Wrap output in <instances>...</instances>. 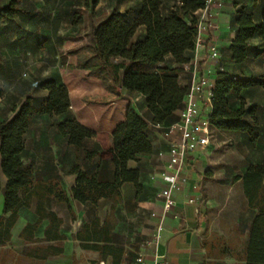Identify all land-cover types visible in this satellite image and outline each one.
I'll return each instance as SVG.
<instances>
[{"label": "crops", "instance_id": "crops-1", "mask_svg": "<svg viewBox=\"0 0 264 264\" xmlns=\"http://www.w3.org/2000/svg\"><path fill=\"white\" fill-rule=\"evenodd\" d=\"M77 1L82 3L79 9H75V0H22L18 6L23 12L0 15V120L11 118L27 95L45 98L49 91L43 84L48 80L65 84L71 100L66 113L33 119L20 154L23 161L35 167L37 179H59L69 201L49 196L40 212L36 197L29 206H21L13 226L8 231L0 227V264H135L139 255L144 264H153L156 255L166 264L243 263L236 255L242 254L258 210L249 206L237 177L243 176L251 164L264 160V87H252L240 94L247 108L256 107L259 155L254 158L247 152L245 165L227 164L219 147L232 132L211 127V142L205 153L187 155L183 187L176 193V204L166 215L156 244L154 237L163 209L158 193L165 186L160 173L168 162V142L162 128L151 122L147 133L152 152L128 162L129 169L139 171L137 184L128 180L120 184V200L115 207L113 200L102 196L115 178L116 126L125 120L130 106L149 121L152 116L143 94L123 88L124 69L116 71L102 65L96 54L90 34L103 19L95 21L101 0ZM178 1L164 0L163 10ZM141 5V0H134L125 7L117 4L113 8L136 18ZM236 9V1L227 0L207 12L206 22L218 28L205 30V38L216 42L219 57L211 59L205 47L197 52L195 49L180 74L182 86L189 87L196 65L197 79L207 76L214 85L222 70L237 75L264 74V43L259 36L249 41L244 63L236 64L231 58L230 45L237 34ZM263 11L261 1L254 9L257 21H263ZM203 13L201 9L196 15ZM82 32L88 34V56L73 53L75 39ZM145 33L146 28L140 26L132 42ZM252 93L261 98L250 96ZM202 104L203 115L211 111L204 100ZM180 113L177 110L175 118L179 119ZM213 131L217 137L214 140ZM0 179L5 187L8 178L1 167V154ZM190 198L196 201L189 203ZM9 216L0 192V221Z\"/></svg>", "mask_w": 264, "mask_h": 264}, {"label": "trees", "instance_id": "trees-1", "mask_svg": "<svg viewBox=\"0 0 264 264\" xmlns=\"http://www.w3.org/2000/svg\"><path fill=\"white\" fill-rule=\"evenodd\" d=\"M21 1L10 0L0 9V15L10 17L23 12L18 6ZM235 1L237 34L230 45V53L236 64H242L248 58L249 41L254 36H259L264 43V11L262 22L257 21L254 13L264 0ZM141 2L136 18H131L128 12L112 8L90 34L102 65L108 64L116 71L124 69L123 88L143 94L152 116L149 121L130 106L125 120L113 132L115 178L102 191V196L113 200V207L120 200V184L126 180L138 182L139 171L129 169L128 162L153 150L147 133L150 123L162 128L179 120L175 118V113L183 108L187 92V87L179 83V77L184 66L193 58L198 23L196 13L205 8L207 0H179L167 11L163 10L164 0ZM140 26L146 28V33L143 38L132 42ZM115 59L119 61L114 63ZM43 86L49 91L45 98L38 100L27 95L20 107L14 108L11 118L0 120L1 167L8 178L5 187H2L0 179V192L4 195V211L10 212L8 218L0 221V227L4 226L7 231L17 220L20 207L29 206L34 197L39 201V212L49 196L60 202L69 201L59 179H37L35 167L20 157L25 148L24 134L33 119L37 115H62L71 105L65 84L48 80ZM257 86L264 87V74L237 75L227 70L218 71L213 89L211 127L244 133L251 143H256L259 128L256 107L247 108L240 94ZM234 98L238 101L237 105ZM237 179L242 181L249 206L257 209L258 213L251 223L242 254L236 256L243 262L240 264H264V160L251 164ZM211 246L216 247L212 240Z\"/></svg>", "mask_w": 264, "mask_h": 264}, {"label": "built area", "instance_id": "built-area-1", "mask_svg": "<svg viewBox=\"0 0 264 264\" xmlns=\"http://www.w3.org/2000/svg\"><path fill=\"white\" fill-rule=\"evenodd\" d=\"M226 1L207 0L205 8L203 9L204 13L198 17L195 49L197 52L203 47L207 48L211 59H217L219 57V49L215 41L205 38L204 31L208 29L215 30L218 26L214 23H207L206 14L212 7L219 8ZM196 70L197 65L194 68L192 82L187 87L184 106L181 109L179 120L169 126L162 127V134L169 146V158L160 173L165 186L158 193V197L163 202V209L159 216L160 223L154 237L156 244L160 241L166 215L176 204V193L183 187L185 181L183 171L186 165L187 155L191 152L205 153L211 142L210 115L212 113L213 89L215 85L207 76L197 79ZM208 71L211 73V68ZM203 100L211 107V111L204 115L202 114L204 109L202 104ZM195 201V198L188 200L189 203ZM153 215H156V213H153ZM135 264H144L142 255L137 257ZM153 264H166V262L162 257L156 255Z\"/></svg>", "mask_w": 264, "mask_h": 264}, {"label": "rangeland", "instance_id": "rangeland-1", "mask_svg": "<svg viewBox=\"0 0 264 264\" xmlns=\"http://www.w3.org/2000/svg\"><path fill=\"white\" fill-rule=\"evenodd\" d=\"M6 0H0V6L2 3H4ZM249 1V0H248ZM134 0H101L99 3V6L97 8V17L95 21L101 20L104 18V16L117 4L122 5L123 7L127 6L128 4L133 3ZM82 3L80 1L75 0V9L81 8ZM83 11V10H78ZM77 39H75L74 46H73V53L76 55H90V48H89V38L87 32H82ZM10 55H13L9 51ZM16 55V54H15ZM250 96H254L257 99H260L261 97L259 95H253L250 94ZM250 106V105H249ZM61 132L64 130V125L60 127ZM264 132V130H263ZM213 140L216 139V134L213 131ZM261 137V136H260ZM221 147V148H220ZM219 149L222 150V153L224 154V162L231 166H241L245 165V160L247 157V152H249L252 157H256L261 152V146L258 142L251 143L248 142V139L245 137L244 133H236L232 132V134L224 137L221 141V146Z\"/></svg>", "mask_w": 264, "mask_h": 264}]
</instances>
